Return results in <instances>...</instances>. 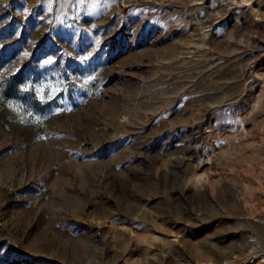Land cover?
<instances>
[{
    "label": "rangeland",
    "instance_id": "rangeland-1",
    "mask_svg": "<svg viewBox=\"0 0 264 264\" xmlns=\"http://www.w3.org/2000/svg\"><path fill=\"white\" fill-rule=\"evenodd\" d=\"M263 14L0 0V264H264Z\"/></svg>",
    "mask_w": 264,
    "mask_h": 264
},
{
    "label": "bare ground",
    "instance_id": "bare-ground-1",
    "mask_svg": "<svg viewBox=\"0 0 264 264\" xmlns=\"http://www.w3.org/2000/svg\"><path fill=\"white\" fill-rule=\"evenodd\" d=\"M261 16L264 17V14ZM257 219L258 222L253 223L252 230L257 234L258 238L242 239L239 246L232 251V253H236V258L241 259V261L247 260L248 262L255 252H264V219L261 217H258ZM259 235H261L262 238Z\"/></svg>",
    "mask_w": 264,
    "mask_h": 264
}]
</instances>
